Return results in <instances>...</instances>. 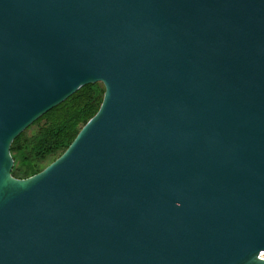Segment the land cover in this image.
<instances>
[{
	"label": "water",
	"instance_id": "water-1",
	"mask_svg": "<svg viewBox=\"0 0 264 264\" xmlns=\"http://www.w3.org/2000/svg\"><path fill=\"white\" fill-rule=\"evenodd\" d=\"M67 151L13 142L80 89ZM264 0H0V264H264Z\"/></svg>",
	"mask_w": 264,
	"mask_h": 264
},
{
	"label": "trees",
	"instance_id": "trees-1",
	"mask_svg": "<svg viewBox=\"0 0 264 264\" xmlns=\"http://www.w3.org/2000/svg\"><path fill=\"white\" fill-rule=\"evenodd\" d=\"M89 86L80 89L63 104L44 115L13 142V177L30 178L42 172L67 151L102 105L105 89L98 87L99 85ZM41 122H44L45 127L35 136L28 137V131Z\"/></svg>",
	"mask_w": 264,
	"mask_h": 264
},
{
	"label": "rangeland",
	"instance_id": "rangeland-1",
	"mask_svg": "<svg viewBox=\"0 0 264 264\" xmlns=\"http://www.w3.org/2000/svg\"><path fill=\"white\" fill-rule=\"evenodd\" d=\"M95 85H99L98 87L105 89L102 84H95ZM97 89H99V88H97ZM86 93H87V91H86ZM43 124H44V122H41V123L37 124L36 126L34 125L33 128L28 131V133H27L28 137L35 136L41 128L45 127V125L43 126ZM262 257L264 258V254H262Z\"/></svg>",
	"mask_w": 264,
	"mask_h": 264
}]
</instances>
